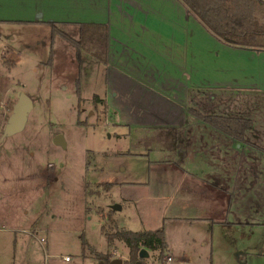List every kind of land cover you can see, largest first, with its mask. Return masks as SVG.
<instances>
[{
	"label": "rangeland",
	"instance_id": "374dc122",
	"mask_svg": "<svg viewBox=\"0 0 264 264\" xmlns=\"http://www.w3.org/2000/svg\"><path fill=\"white\" fill-rule=\"evenodd\" d=\"M0 1V263L15 258L17 264H98L92 258L96 253L125 263L130 259L128 246L119 239L110 241L106 232L163 226L156 222L159 203L151 198L153 190L138 183L162 170L152 164L149 171L148 158L158 160L159 150H169L175 135L172 132L148 143V128L116 121L113 112H107V103L94 98L101 99L105 92L111 95L100 71L103 64L89 57L80 67L74 44L60 34L53 35L49 22L40 23L43 15L72 19L58 0ZM53 11H62V15ZM63 23L62 28L76 38L79 22ZM247 60L248 82L257 87L214 88L215 113H221L219 99L223 97L231 103L229 114L252 115L256 133L250 132V137L264 146V92L258 87L264 86V70L256 72L264 67V53ZM20 90L32 97L34 107L21 132L3 137ZM192 120L190 131H217L196 117ZM58 134L64 136V146L54 142ZM148 144L156 147L154 152L146 151ZM260 155L250 149L240 177L230 167L223 200L227 206L212 215L216 222L213 238L208 235L205 245L200 239L190 240L187 231L205 223L199 219L167 221L172 261L166 259L167 250L161 258L159 249H147L145 263L264 264V164ZM232 161L237 160L232 157ZM153 185L154 193L160 190L157 183ZM162 202L159 210L170 205L168 199ZM113 205L121 208L113 209ZM167 210L176 215L171 208ZM226 221L227 226L220 227ZM203 232L196 234L200 237ZM83 240L88 243L85 252ZM82 253L87 256L83 258ZM65 255L72 261H65Z\"/></svg>",
	"mask_w": 264,
	"mask_h": 264
},
{
	"label": "crops",
	"instance_id": "0c3cea01",
	"mask_svg": "<svg viewBox=\"0 0 264 264\" xmlns=\"http://www.w3.org/2000/svg\"><path fill=\"white\" fill-rule=\"evenodd\" d=\"M58 2L72 19L57 20L43 15L40 23L45 20L108 25V64L100 66L106 76V86L111 90L110 96L105 92L101 97L108 105L107 112H113L116 121L122 124L148 128V143H155L159 141L158 137L170 136L172 132L175 135L172 145L169 143V150H159L158 160L148 158V170L152 164L161 166L162 170L157 176L153 172V177L138 183L153 190L151 198L159 203V209L162 201H170V205L165 207L164 204L163 210L158 209L156 213V222L163 225L165 231L166 259L171 257L172 261L173 256L167 221L199 219L205 222L187 231L190 240L200 239L205 245L208 235L213 238L215 233L216 222L212 215L216 209L223 210L227 206L223 200L227 196L226 182L232 174L230 167L236 168L235 175L240 177L247 168L250 149L259 151L263 164L264 152L218 130L190 131L195 117L189 114V109L194 107L203 113H215L218 99L214 88L257 87L248 82L251 76L247 59L259 58L264 52L221 43L190 15L179 0ZM61 12L53 11L52 14L62 15ZM234 53L237 59L233 58ZM263 70V66L256 68L258 73ZM258 87L264 92V86ZM206 92L210 93L206 95ZM227 101L223 97L219 99L221 113H228L231 103ZM197 122L204 123L198 118ZM170 129L188 131H167ZM251 133L253 135L256 131ZM155 148L149 145L146 151L154 152ZM232 157L236 158V163ZM261 175L264 178V169ZM154 183L160 189L156 193ZM232 192L231 187L229 194ZM196 199L203 202L200 204ZM168 208L176 215L173 216ZM227 224L226 221L220 227ZM201 231L204 232L199 237L196 233ZM13 240L16 242V237ZM176 256L183 257L184 254ZM92 258L98 264H104L95 255ZM71 261L72 258L67 262ZM8 264H17V261L14 258ZM143 264L147 263L143 261Z\"/></svg>",
	"mask_w": 264,
	"mask_h": 264
},
{
	"label": "trees",
	"instance_id": "16d2710c",
	"mask_svg": "<svg viewBox=\"0 0 264 264\" xmlns=\"http://www.w3.org/2000/svg\"><path fill=\"white\" fill-rule=\"evenodd\" d=\"M186 10L197 19L205 30L218 41L234 48L264 52V0H179ZM52 34H60L71 41L76 48V58L82 67L89 57L99 63L108 64V25L102 22H79V34L75 38L63 28V22L50 21ZM77 93L81 99L80 80H77ZM99 99L97 95L94 97ZM105 103V101L103 100ZM189 114L202 120L207 125L264 152V146L257 144L250 132L255 127L254 118L240 113H203L190 107ZM105 186H110L106 184ZM103 229H105L103 227ZM105 231V230H104ZM110 241L122 240L129 248V261L123 264H143L139 257L140 250L159 249L163 258L167 249L164 227L156 229L129 230L125 228L106 232ZM88 243L83 240L82 250L85 252ZM96 257L104 264H111L108 255L96 253Z\"/></svg>",
	"mask_w": 264,
	"mask_h": 264
},
{
	"label": "water",
	"instance_id": "95a60500",
	"mask_svg": "<svg viewBox=\"0 0 264 264\" xmlns=\"http://www.w3.org/2000/svg\"><path fill=\"white\" fill-rule=\"evenodd\" d=\"M17 101L13 106V111L8 118L2 133L3 137L10 136L21 132L25 127L29 119V114L34 107V100L32 97L23 90L18 91ZM54 142L58 145H65L64 136L62 134L56 135ZM113 209L121 208L120 205H113ZM140 258L149 257V252L146 248H142L139 253ZM111 264H123V260L120 258L113 259Z\"/></svg>",
	"mask_w": 264,
	"mask_h": 264
},
{
	"label": "built area",
	"instance_id": "2783aa9c",
	"mask_svg": "<svg viewBox=\"0 0 264 264\" xmlns=\"http://www.w3.org/2000/svg\"><path fill=\"white\" fill-rule=\"evenodd\" d=\"M31 234H34V233H31ZM40 240H41V242L45 241L44 238H41ZM64 259L66 261H70L71 260V257L70 256H65ZM167 260L170 261L171 260V257H168Z\"/></svg>",
	"mask_w": 264,
	"mask_h": 264
},
{
	"label": "flooded vegetation",
	"instance_id": "af4514ba",
	"mask_svg": "<svg viewBox=\"0 0 264 264\" xmlns=\"http://www.w3.org/2000/svg\"><path fill=\"white\" fill-rule=\"evenodd\" d=\"M254 129H255V127L253 128V130H252V131H254Z\"/></svg>",
	"mask_w": 264,
	"mask_h": 264
}]
</instances>
